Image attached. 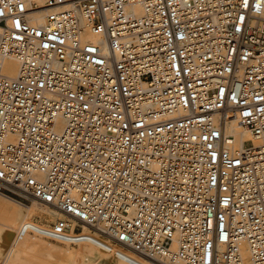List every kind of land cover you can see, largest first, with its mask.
I'll use <instances>...</instances> for the list:
<instances>
[{"label":"built area","instance_id":"2783aa9c","mask_svg":"<svg viewBox=\"0 0 264 264\" xmlns=\"http://www.w3.org/2000/svg\"><path fill=\"white\" fill-rule=\"evenodd\" d=\"M0 195L53 240L264 264V0H0Z\"/></svg>","mask_w":264,"mask_h":264},{"label":"bare ground","instance_id":"6f19581e","mask_svg":"<svg viewBox=\"0 0 264 264\" xmlns=\"http://www.w3.org/2000/svg\"><path fill=\"white\" fill-rule=\"evenodd\" d=\"M32 22L42 24L44 22V13H41L37 19H32ZM84 37L86 40L100 41V36L93 34L91 31H87ZM2 73L8 77H15L18 73L17 61L14 59L3 60ZM228 132L234 136L235 140L230 147L231 151L243 148L245 141L252 138L249 129L235 120L229 123ZM38 212L48 214L53 219L63 216L60 211L45 202L34 200L31 205L24 206L11 198L0 195V225L3 227L0 229V256L5 252L7 244L12 242L9 253H16L15 255L18 253L24 254V256H27L26 259L29 264H166V261L162 258L142 256L102 230L87 226L82 231L91 236L94 241L77 242L78 245L76 247H71V244L76 243L53 240L37 231V228H50L53 222L49 223L47 227L40 225L38 227L35 226V229L30 227L29 231L33 230L32 232H36L53 241L65 243V245L36 237L28 233V231L21 233L20 228L23 225L29 226L27 224L30 223L33 215ZM10 263L8 261L3 262V264Z\"/></svg>","mask_w":264,"mask_h":264},{"label":"rangeland","instance_id":"374dc122","mask_svg":"<svg viewBox=\"0 0 264 264\" xmlns=\"http://www.w3.org/2000/svg\"><path fill=\"white\" fill-rule=\"evenodd\" d=\"M251 143L250 142H248L247 143V145H250ZM32 204V203H31ZM31 204H29V205H31ZM52 217H50V215H48V214H43L42 212H38V213H36L35 215H33V217L31 218V221H30V223L29 224H27V225H29V226H27V227H33V229H35L36 227H38L39 225L40 226H42V227H47V225H49V223H51V222H54L56 219H51ZM36 226V227H35ZM3 227L0 225V229H2ZM33 230H31V231H29L28 230V233H30V234H32V235H34V236H36V237H39V238H42V239H45V240H48V241H52V242H54V243H58V244H60V245H65V243H62V242H57V241H53V240H50V239H48V238H46V237H44V236H42V235H40V234H38V233H36V232H32ZM11 243L12 242H9L8 244H7V248L5 249V252L3 253V255H1L0 256V264H3V262H6V261H8L10 264H29L28 263V260L26 259V257L27 256H24V254H17V255H15L14 253H9L10 251H9V249H10V245H11ZM44 244H46L47 246H50V245H48L47 243H44ZM78 245V243H76V244H71V247H76ZM51 247H53L52 245H51ZM7 253H9V254H7ZM10 254H11V256H10ZM6 256H8L7 257V260H6ZM10 256V257H9ZM10 260H9V259ZM13 259V260H12ZM6 260V261H5ZM12 260V261H11Z\"/></svg>","mask_w":264,"mask_h":264}]
</instances>
